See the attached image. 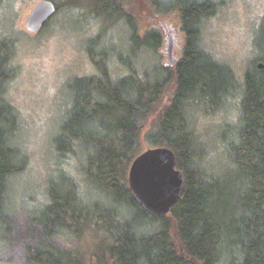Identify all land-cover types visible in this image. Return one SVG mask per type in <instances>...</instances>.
Segmentation results:
<instances>
[{
	"label": "trees",
	"instance_id": "obj_1",
	"mask_svg": "<svg viewBox=\"0 0 264 264\" xmlns=\"http://www.w3.org/2000/svg\"><path fill=\"white\" fill-rule=\"evenodd\" d=\"M127 1L93 0L87 7L108 25L122 21L127 26L131 55H118L125 72L114 75L105 65L107 53L88 46L99 71L73 78L71 107L53 139L61 156L76 147L84 152V176L108 202H82L71 184L61 190L52 182L48 202L31 218L37 239L27 258L41 264H88L57 239L67 230L80 236L93 228L112 264H264V16L253 39L257 55L238 78L201 43L202 25L218 12V2L148 0L157 13L179 20L182 56L171 68L158 59L161 33H140L125 9ZM8 43L0 39V240L9 217L4 195L10 178L24 167L10 142L17 111L4 98ZM148 54L153 61H138ZM234 101L238 119L223 136L224 161L215 164L198 140L189 110L196 104L222 109ZM147 120V145L170 148L185 177L181 198L164 217L146 213L127 182Z\"/></svg>",
	"mask_w": 264,
	"mask_h": 264
},
{
	"label": "rangeland",
	"instance_id": "obj_2",
	"mask_svg": "<svg viewBox=\"0 0 264 264\" xmlns=\"http://www.w3.org/2000/svg\"><path fill=\"white\" fill-rule=\"evenodd\" d=\"M37 1L0 0V39L10 45V76L5 83L4 98L16 109L18 116L10 142L24 162L23 169L10 178L4 195L9 217L4 222L3 239L0 240V264H41L27 258L29 247L34 246L37 239L36 224L31 218L48 202V188L52 182L61 190L71 184L82 202H108L84 176V152L76 147L61 156L53 139L71 107L69 84L73 78L99 71L89 56L88 46L107 53L105 65L114 75L125 72L118 55L130 54L127 26L122 21L108 25L104 18L93 15L87 8L93 0H53L59 8L56 7L46 25L36 33L28 32L25 20ZM215 1L219 9L203 23L201 43L242 78L257 55L253 39L264 16V0ZM152 8L148 0H129L125 5L140 33L144 29H156L161 33L158 59L166 66L174 60L169 66L172 68L182 56L183 32L175 15L159 14ZM92 56L98 58L94 51ZM153 59L150 55L138 56V61L151 62ZM141 65L142 62H137L139 68ZM165 102L166 99H162V105ZM237 114L235 101L222 109L210 110L196 104L189 110L198 140L215 164L224 161L223 136L236 124ZM150 126L151 121L147 120L140 136L141 151L149 147L145 132ZM102 242L93 228L80 236L67 230L57 239L64 248L77 250L88 264H112Z\"/></svg>",
	"mask_w": 264,
	"mask_h": 264
},
{
	"label": "water",
	"instance_id": "obj_3",
	"mask_svg": "<svg viewBox=\"0 0 264 264\" xmlns=\"http://www.w3.org/2000/svg\"><path fill=\"white\" fill-rule=\"evenodd\" d=\"M51 0H39L25 20L30 33L38 32L55 13ZM175 61L170 60L169 66ZM258 67H262L258 63ZM128 187L144 211L157 217L166 216L181 198L185 188V177L176 167L175 153L166 146L147 147L131 162Z\"/></svg>",
	"mask_w": 264,
	"mask_h": 264
},
{
	"label": "bare ground",
	"instance_id": "obj_4",
	"mask_svg": "<svg viewBox=\"0 0 264 264\" xmlns=\"http://www.w3.org/2000/svg\"><path fill=\"white\" fill-rule=\"evenodd\" d=\"M209 159V158H208Z\"/></svg>",
	"mask_w": 264,
	"mask_h": 264
}]
</instances>
